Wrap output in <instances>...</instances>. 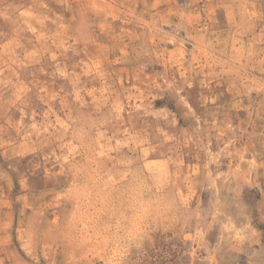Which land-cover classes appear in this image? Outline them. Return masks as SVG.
Here are the masks:
<instances>
[{"label":"rangeland","instance_id":"1","mask_svg":"<svg viewBox=\"0 0 264 264\" xmlns=\"http://www.w3.org/2000/svg\"><path fill=\"white\" fill-rule=\"evenodd\" d=\"M221 25L202 0H0V264H264V72L213 87Z\"/></svg>","mask_w":264,"mask_h":264},{"label":"crops","instance_id":"2","mask_svg":"<svg viewBox=\"0 0 264 264\" xmlns=\"http://www.w3.org/2000/svg\"><path fill=\"white\" fill-rule=\"evenodd\" d=\"M252 1L253 0H248V1L247 0H241V1L240 0H202L203 5H206L207 7H211V9H213L217 23L218 24L222 23L221 26H218V30H217L218 32L213 36V38L216 40V44L217 43L220 44L219 47L221 50L220 51L216 50L219 53H215V52L214 53L216 56L218 55L217 57H220L222 61H226V62L220 64V68L215 67V70L220 72L217 78L220 77L221 80L220 82L219 81L215 82L213 87H216L217 85L221 87L232 86L234 88L252 87L253 80L251 77L253 75L254 70L255 72L256 71L264 72V53L263 55L259 53L256 55V60L260 62L259 66L254 67V65L252 64L253 56H255L252 51L253 46L264 48V41L260 39V32L262 31H259L258 28L255 30V32H257V34H255L253 32L254 30L253 22L250 19L249 20H247L246 18L242 19L238 15L233 16L231 18L228 17V13H229L228 10H230L231 13L232 9L240 7L239 3H242L244 6H248V5L251 6ZM261 1H263L264 3V0ZM232 37L234 41L231 42L230 45L229 42H230V38ZM208 40L209 39L206 37L205 41ZM210 41L213 43L212 40ZM232 50L233 51L235 50L234 56L236 57V59H232V53H233ZM231 72L232 73L238 72L240 73V75L243 73V76H241L239 82L234 83L236 78H234L232 74L231 75L229 74ZM224 73H226L227 75H224ZM230 81L233 83H229ZM221 100L222 99H220V101ZM244 101H247V93L244 94ZM245 110L246 109H244L242 113L247 115ZM247 127L248 126H246V130ZM259 183L263 185L262 192L264 194V178H262ZM260 200L264 202V196H262ZM262 230H263L262 232L264 233V225L262 227Z\"/></svg>","mask_w":264,"mask_h":264}]
</instances>
